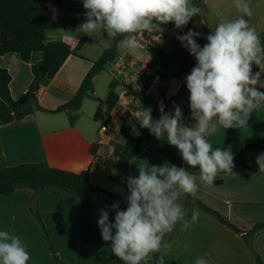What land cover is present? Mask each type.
Masks as SVG:
<instances>
[{
    "label": "crops",
    "instance_id": "1",
    "mask_svg": "<svg viewBox=\"0 0 264 264\" xmlns=\"http://www.w3.org/2000/svg\"><path fill=\"white\" fill-rule=\"evenodd\" d=\"M72 1L60 0L61 5H58L54 0H49L47 5L53 18L67 20L61 17L63 11L76 12V8L70 4ZM75 1L80 5L79 12L86 20L87 10L82 0ZM191 2L199 12L191 17L189 24L201 33L200 38L205 44L208 43L205 37L220 22L241 15L234 6V0ZM248 3L253 15L245 19L255 27L260 37L264 35V0H248ZM64 31L68 30L47 32L46 42L61 41ZM90 42L91 37L78 52L79 56L71 55L53 79L42 81L37 94L39 107L35 108L34 114L0 126V169L45 161L51 167L75 173L90 170L95 185L106 187L112 192V187L118 185L121 192L114 193H123L121 186L111 180L118 175L114 151L121 150L125 145L119 132L123 124L132 126L135 136L142 129L138 120L142 110L138 101L128 94V88L120 86L119 105L112 112L107 131L102 133L101 127H93L92 116L84 112L85 101L74 126L70 124L67 113L52 112L77 94L93 62L100 58L94 60L83 54ZM67 43L74 46L78 42ZM120 51L121 56L109 64L113 65L120 77L114 80L136 86L149 73L147 66L152 56L147 49L139 47L135 50L120 48ZM42 57L41 52H35L31 61L26 63L19 54L0 55V68L8 70L12 77L10 89L15 99H19L29 89L33 81L32 67ZM261 70H264V65ZM100 75L95 78V92L96 80ZM261 80H264V73ZM168 85L167 96L170 98L177 93L181 84L171 80ZM256 87L264 92V88H259V85ZM94 97L97 100L95 94ZM160 105L163 107L162 102ZM263 135L264 107H261L251 114L247 126L229 129L221 126L208 139L213 148L231 147L234 155ZM165 161L173 165L151 142L131 160L129 171L131 176L137 177L139 166L163 165ZM196 176L198 191L195 198L220 213L240 231L248 232V235L241 236L240 232L223 225L214 215L200 210L199 220L191 228L183 230V222H178L172 236L170 233L165 237L166 247L161 248L165 264H195L198 258H204L207 264H256V253L264 261V229L251 232L255 225L264 223V172L217 176L212 186L204 185L199 181V175ZM217 181H222V184H216ZM182 202L186 207L191 204V199L186 197ZM33 203L39 209L44 227L32 214ZM99 216L97 212L83 209L78 196L53 187L45 188L38 197L33 190L26 188L17 190L10 197H0V231L20 237L31 257L28 264H125L112 253L110 243L103 241L97 223ZM157 255L150 254L148 264H155Z\"/></svg>",
    "mask_w": 264,
    "mask_h": 264
},
{
    "label": "clouds",
    "instance_id": "2",
    "mask_svg": "<svg viewBox=\"0 0 264 264\" xmlns=\"http://www.w3.org/2000/svg\"><path fill=\"white\" fill-rule=\"evenodd\" d=\"M86 20L79 26L88 34L104 31L109 36H122L118 47L135 50L141 47L138 36L145 31L159 29L160 25L174 23L177 29L189 23L199 12L191 0H82ZM241 15L220 22L208 34L201 47L196 38L201 33L189 29L176 38L182 47L194 56L196 65L186 76L190 93L191 126L183 123V113L177 105L174 113L160 109V118L153 120L152 108L142 109L140 127L148 129L157 139H166L177 148L189 168L199 169V181L212 186L220 172L233 173L234 155L231 147L213 148L208 137L224 129L243 128L251 114L264 107V88L261 75L253 73L255 64L264 65V43L255 27L245 17L253 15L248 0H234ZM260 172H264V153L256 156ZM139 175L125 178L127 207L121 210L119 201L110 206L115 212L109 220V206L100 210L97 221L103 241L109 242L112 253L125 264H148L150 254L155 264H165L161 252L166 247L165 237L178 224L188 230L198 222L200 209L187 208L182 202L191 196L193 203L198 191L197 176L184 167L170 165L139 166ZM188 219L187 217H189ZM31 259L26 245L17 235L0 231V264H28ZM195 264H207L198 258Z\"/></svg>",
    "mask_w": 264,
    "mask_h": 264
},
{
    "label": "trees",
    "instance_id": "3",
    "mask_svg": "<svg viewBox=\"0 0 264 264\" xmlns=\"http://www.w3.org/2000/svg\"><path fill=\"white\" fill-rule=\"evenodd\" d=\"M48 1L0 0V55L19 54L26 63L31 61V56L35 52H41L43 55L42 60L32 67L33 81L29 89L19 99H15L12 95L10 73L8 70L0 68V126L34 114L35 108L39 107L37 94L42 81L46 78L53 79L67 59L71 55L79 56L78 52L90 40V37L85 36L74 46L64 41L46 42V34L51 30L76 32L80 26L69 20L53 18L47 5ZM54 2L61 5L60 0H54ZM186 27L191 28V25L188 23ZM159 29L168 32V40L161 46H149L147 48L152 59L147 66L149 73L142 77L141 82L134 86L113 80L109 84L105 101L104 125L108 126L111 123L112 112L119 105L120 93L117 89L120 86L128 88V94L138 101L141 110L151 107L152 115L156 120L160 118L161 108L166 113H174V107L178 105L183 113V123L189 126L195 123L191 118L190 93L185 78L197 62L177 40L176 37L183 35V33L175 27L174 23L162 24ZM101 33L106 36V32L101 31ZM121 39L123 37L119 35L114 38L112 45L102 53L97 61L93 62V66L77 94L58 109L52 111L53 113L65 112L68 114L72 126L77 123L83 102L87 99H95V78L121 56L118 47ZM260 39L264 43V35H261ZM198 40L202 46L205 45L203 39L199 37ZM252 71L253 73L260 72V68L254 64ZM156 79L162 82L177 80L181 87L170 98L167 96L168 87L159 89L160 98L156 100L149 93ZM160 102L163 103V107H161ZM119 135L125 140V145L121 150L116 149L114 151L118 175L112 177L111 180L121 186L123 193L116 194L106 187L95 185L91 180L90 170L75 173L51 167L43 161L0 169V197H10L17 190L25 188L33 190L35 196L38 197L45 188L53 187L78 196L83 209L87 211H94L100 215V210L104 209L106 205L109 206L106 209L109 211V220L114 222L115 212L110 208L113 202L119 201L121 210H125L127 207L128 190L125 178L131 175L129 164L151 142L156 144L159 153L173 165L184 167L194 175H199L198 168H189L185 164L177 148L171 146L166 139H157L148 129L142 128L141 133L135 136L132 133V126L123 124ZM260 153H264V135L251 141L241 151L234 154L235 167L233 173L220 172L217 176L258 173L259 167L256 163V156ZM216 184H222V181H217ZM188 197L191 199V204L186 206L187 208L198 207L200 210L214 215L223 225L235 232H241L236 225L217 211L207 207L200 199L195 198L193 203V198ZM31 210L34 217L44 227L42 216L35 203L32 204ZM187 218H190V215ZM263 229L264 223H260L255 225L251 232ZM173 233L174 231L171 236ZM51 247L54 252V247L52 245ZM255 257L256 264H264L259 254L256 253Z\"/></svg>",
    "mask_w": 264,
    "mask_h": 264
},
{
    "label": "rangeland",
    "instance_id": "4",
    "mask_svg": "<svg viewBox=\"0 0 264 264\" xmlns=\"http://www.w3.org/2000/svg\"><path fill=\"white\" fill-rule=\"evenodd\" d=\"M70 4L73 5V8H76L77 11L74 13H68L63 11L61 17L69 21H72L78 25L83 24L85 20L83 19L82 15L79 12V10H81L80 5L75 0L72 1ZM64 33L65 34L60 37V40L71 43L79 42L86 35L90 36L91 42L88 43V46L86 50L83 51V54L94 60H97L100 57V55L112 45L113 40L115 38L109 36L108 33L107 36H104L101 33V31L85 34L81 32L79 29L76 32H71L68 30V31H64ZM114 78H120V77L117 76V70L113 67V65H108L106 70L103 71V73H101V75L96 80L95 96L97 100L87 99L84 102L85 111L84 110L83 111L89 114L90 116H92V120L94 122L93 123L94 128H100L104 123V115L106 111V106L104 103L108 95L109 84L114 80ZM170 81L162 82L157 80L150 95L154 99L159 100L160 95L158 90L164 88L163 86H161V84L166 87V85H168ZM117 90L121 91V88L119 87V89ZM101 116H103V118H101ZM96 117L98 118L96 119ZM112 190L116 193L121 192V189L119 188L118 185L112 187Z\"/></svg>",
    "mask_w": 264,
    "mask_h": 264
},
{
    "label": "built area",
    "instance_id": "5",
    "mask_svg": "<svg viewBox=\"0 0 264 264\" xmlns=\"http://www.w3.org/2000/svg\"><path fill=\"white\" fill-rule=\"evenodd\" d=\"M189 29L194 30L193 28H187L186 25L182 26L180 28V30L182 31L183 34L187 33ZM195 31V30H194ZM140 41L141 44V49H147L149 46H161L163 44H165L168 40V32L166 31H162L160 29L157 30H153L151 32H147L145 31L143 33V36H138L137 37ZM199 37L196 38L197 43L203 47L200 42H199ZM191 55V54H190ZM191 57L195 60L194 56L191 55ZM196 61V60H195ZM107 131V126L106 125H102L100 128V133Z\"/></svg>",
    "mask_w": 264,
    "mask_h": 264
},
{
    "label": "water",
    "instance_id": "6",
    "mask_svg": "<svg viewBox=\"0 0 264 264\" xmlns=\"http://www.w3.org/2000/svg\"><path fill=\"white\" fill-rule=\"evenodd\" d=\"M240 235H241V236H246V235H248V232L241 231V232H240Z\"/></svg>",
    "mask_w": 264,
    "mask_h": 264
}]
</instances>
